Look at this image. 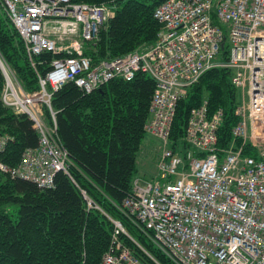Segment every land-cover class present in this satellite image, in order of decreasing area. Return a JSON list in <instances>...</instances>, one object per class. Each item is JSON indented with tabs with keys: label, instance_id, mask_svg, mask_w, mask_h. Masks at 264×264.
I'll return each instance as SVG.
<instances>
[{
	"label": "built area",
	"instance_id": "1",
	"mask_svg": "<svg viewBox=\"0 0 264 264\" xmlns=\"http://www.w3.org/2000/svg\"><path fill=\"white\" fill-rule=\"evenodd\" d=\"M0 11L17 29L31 65L40 52L57 54L37 72L39 87L33 91L24 90L0 58L2 101L27 113L39 135L36 148H26L14 165L0 160V170L38 186H51L60 169L69 175L68 152L50 104L53 90L72 80L90 92L112 78L130 80L144 72L155 87L143 128L158 139L160 152L153 178L143 184L139 175L133 178L122 200L125 212L175 264H264V0H162L153 10L161 24L153 43L96 62L84 48L98 38L113 4L0 0ZM225 45L226 56L220 57ZM215 66L232 68L231 81L243 95L234 109L232 139L226 147L218 145L223 111L209 112L203 100L188 114L183 148L174 149L176 102ZM7 139L0 134V150ZM83 193L87 207L98 208ZM111 220L114 229L99 264H145L122 233L161 264L120 220Z\"/></svg>",
	"mask_w": 264,
	"mask_h": 264
},
{
	"label": "trees",
	"instance_id": "2",
	"mask_svg": "<svg viewBox=\"0 0 264 264\" xmlns=\"http://www.w3.org/2000/svg\"><path fill=\"white\" fill-rule=\"evenodd\" d=\"M73 1L114 5V13L101 25L98 38L85 45L84 53L94 62L146 48L161 28L153 10L162 0ZM226 50L225 45L220 57L226 56ZM56 55L40 52L31 65L17 29L0 11V58L24 90L38 89L37 72L43 73ZM232 73L230 67L207 69L177 100L170 132L174 149L183 148L188 114L203 100L209 112L222 109L218 145L228 146L239 102ZM3 86L0 68V134L8 137L0 160L14 165L26 148L38 146L39 135L27 113L2 101ZM154 87L153 78L139 71L130 80L112 78L90 92L72 80L53 90L50 104L55 110L57 136L68 152L69 175L60 169L51 186H38L0 170V264H99L114 229L111 218L120 220L158 262L175 264L122 207L138 173L137 155ZM43 110L45 120L51 123L47 105ZM83 191L98 208L87 207ZM121 237L145 264H158L130 237L124 233Z\"/></svg>",
	"mask_w": 264,
	"mask_h": 264
},
{
	"label": "rangeland",
	"instance_id": "3",
	"mask_svg": "<svg viewBox=\"0 0 264 264\" xmlns=\"http://www.w3.org/2000/svg\"><path fill=\"white\" fill-rule=\"evenodd\" d=\"M238 93H239V102H238L239 104L243 98V95L239 88H238ZM159 152H160V144L158 139L152 136L150 133L145 132L141 148L137 155V166H138L137 175L140 176L141 184L145 183L146 180L153 178L156 172V167H157L156 163Z\"/></svg>",
	"mask_w": 264,
	"mask_h": 264
},
{
	"label": "bare ground",
	"instance_id": "4",
	"mask_svg": "<svg viewBox=\"0 0 264 264\" xmlns=\"http://www.w3.org/2000/svg\"><path fill=\"white\" fill-rule=\"evenodd\" d=\"M113 4V3H112ZM104 84V83H103ZM78 87V86H77Z\"/></svg>",
	"mask_w": 264,
	"mask_h": 264
},
{
	"label": "water",
	"instance_id": "5",
	"mask_svg": "<svg viewBox=\"0 0 264 264\" xmlns=\"http://www.w3.org/2000/svg\"><path fill=\"white\" fill-rule=\"evenodd\" d=\"M221 45H223V43Z\"/></svg>",
	"mask_w": 264,
	"mask_h": 264
},
{
	"label": "crops",
	"instance_id": "6",
	"mask_svg": "<svg viewBox=\"0 0 264 264\" xmlns=\"http://www.w3.org/2000/svg\"><path fill=\"white\" fill-rule=\"evenodd\" d=\"M138 174V173H137Z\"/></svg>",
	"mask_w": 264,
	"mask_h": 264
}]
</instances>
